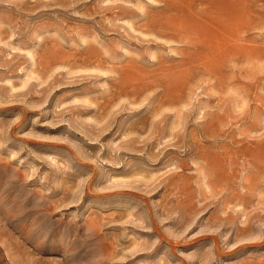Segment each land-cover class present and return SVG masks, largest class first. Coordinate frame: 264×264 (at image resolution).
Masks as SVG:
<instances>
[{"label": "rangeland", "instance_id": "rangeland-1", "mask_svg": "<svg viewBox=\"0 0 264 264\" xmlns=\"http://www.w3.org/2000/svg\"><path fill=\"white\" fill-rule=\"evenodd\" d=\"M0 264H264V0H0Z\"/></svg>", "mask_w": 264, "mask_h": 264}, {"label": "bare ground", "instance_id": "bare-ground-1", "mask_svg": "<svg viewBox=\"0 0 264 264\" xmlns=\"http://www.w3.org/2000/svg\"><path fill=\"white\" fill-rule=\"evenodd\" d=\"M166 7H167V6H166ZM169 23H170V22H169ZM171 23H173V22H171ZM242 23H243V22H242ZM146 24H147V23H146ZM146 24H145V25H146ZM148 25H149V24H148ZM174 25H175V24H174ZM179 29H180V28H179Z\"/></svg>", "mask_w": 264, "mask_h": 264}]
</instances>
